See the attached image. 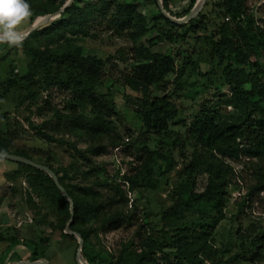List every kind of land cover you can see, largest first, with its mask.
<instances>
[{"label":"rangeland","instance_id":"374dc122","mask_svg":"<svg viewBox=\"0 0 264 264\" xmlns=\"http://www.w3.org/2000/svg\"><path fill=\"white\" fill-rule=\"evenodd\" d=\"M49 1L27 0L32 13ZM76 1L83 8L96 0ZM121 1L133 4L144 16L142 37L117 34L95 13L88 32H71L67 26L49 36L41 29L51 25V19L33 30L38 32L30 42L36 49L77 46L81 56L103 61L92 90L108 101L113 112L102 118L106 129L101 132L91 134L70 124L74 107L87 120L98 114L88 104L77 102L73 87L64 88L53 77L54 65L45 73L31 72L30 81L24 83L20 77L29 72L30 62L24 47L0 44V135L7 141L5 149L13 154L23 150L31 160L50 167L75 197L82 198L80 188L90 186L100 191L101 201H112L104 216L92 219L88 214L70 228L88 233L86 250L97 264H131L135 253L149 244L155 250L151 262L138 264H189L187 258L195 257L202 264H264V188H258L255 175L264 172V151L250 148L247 141L229 155L210 151L188 132L194 116L203 109L224 116L258 115L251 106L235 103V89L264 106V53L254 56L251 40L226 20L230 16L225 12L226 0H206L192 28L165 22L154 0ZM196 1L169 0V13L183 17ZM244 15L252 19V31L264 35V0H246ZM30 24L31 18L21 27ZM151 53L171 55L176 72L169 73L159 86L132 89L125 75ZM156 96L166 97L176 109V118L159 132L144 129L142 121L141 104ZM192 163L196 168L191 189L202 195L203 207L201 211L192 206L177 225L193 232L199 231L195 223L199 217L216 220L198 242L179 237L183 231L167 225L164 218L178 202L179 185ZM147 165L154 171L155 188L147 180L139 185ZM115 185L125 193L127 200L122 203L114 196ZM116 212L130 215L131 222L121 220L117 228L109 229L106 218ZM70 215L69 202L64 203L43 176L0 159V234L40 245L42 258L49 264H76L77 237L65 231ZM160 242L161 250L155 247ZM1 260L18 262L4 255Z\"/></svg>","mask_w":264,"mask_h":264},{"label":"trees","instance_id":"16d2710c","mask_svg":"<svg viewBox=\"0 0 264 264\" xmlns=\"http://www.w3.org/2000/svg\"><path fill=\"white\" fill-rule=\"evenodd\" d=\"M65 1L66 0H61L59 3H55V0H50L49 5L32 13L31 22L38 15H44L58 10ZM154 1L156 3V0ZM168 1L169 0H162V3L164 8L169 12ZM194 1L195 0H191V2ZM76 3L77 1L74 0L59 17L54 19L51 25L41 30L49 36L53 35L55 31L58 32L61 29L65 30L67 26H70L71 32H88L89 20L95 18L94 14L97 13L96 18L104 20L107 28L114 30L117 34L125 32L129 37L133 38H140L145 34V18L136 11V7L131 3H125L121 0H96L83 8L77 6ZM245 8L246 0H226L225 12L230 15L226 16V20H230V23H233L235 27L238 28L240 34L247 38V40H251L249 43L250 49L254 56H258L260 53H264V35H258L252 31V19L244 15ZM159 16L165 22L172 23L160 10ZM196 22L197 19H192L181 26H189L192 28L193 24ZM242 22H244V26H242ZM36 32L38 31L35 30L31 32L22 44L26 54L30 57V62L28 64L29 72L21 76L20 79L23 80L24 83L29 82L31 79V72L41 70L45 73L47 69L54 65L55 74L53 77L62 84L64 88L73 87V93L75 94L74 98L77 102L79 104H88L98 114L95 119L87 120L83 118L82 115L78 114L76 107H74L71 111L72 118L70 124L85 129L91 134L106 129L105 121L102 118H108L112 114L113 109L109 107L108 101L96 95L92 90L94 83L98 81L101 74L103 61L95 56H81L77 46H74L72 49H52L49 47L44 49L32 48L30 47V42ZM175 66V59L171 55L165 53H151L148 60L137 64L132 73L125 75V81L135 90L141 88L146 89L150 85L156 87L159 86L169 73L176 72ZM182 68L180 72L183 70ZM235 91V103L240 107L251 106L253 110L258 112V115L251 116L249 112H244L240 117L224 116L214 109H203L194 116L188 132L191 137L196 139L197 143L210 151L215 150L229 155L232 152H237L239 145L243 144V141L249 142L250 148H255L258 152L264 151V106L255 101L252 96L243 93L239 88H236ZM141 106L143 127L146 130L159 132L167 127L169 121L176 118V109L166 97H153L147 102L142 103ZM6 142L5 140L3 141L0 135V151L11 153L5 149ZM14 154L30 159L29 154L23 150H19ZM157 157L159 158L160 156L156 155V158ZM151 158L152 161L156 159L154 155H152ZM166 160L168 161L167 165L169 167L170 161L168 159ZM16 163L43 176L51 183L55 193L67 204V201L64 199L53 180L46 173L27 164L20 162ZM192 164H190L189 170L187 171L186 180L179 185L178 202L165 213L164 218L166 219L167 225L173 226V228H180L183 231L179 232V237L184 240L191 239L198 242L206 236L208 228H212L216 220L210 219L207 216L199 217L200 220L195 222L199 231L193 232L186 226L177 225L180 216L182 217L184 212L190 210L192 206L197 205L201 211L203 207L204 200L202 195L193 193L191 189L193 186L192 173L196 168V165ZM145 170L147 174L145 173L146 175L139 185H145L143 182L147 180L146 183H148L151 188H155L154 179L152 177L154 171H152L148 165L144 168V171ZM255 175L256 182L259 185L258 188H264V172L258 171ZM215 177L219 178V173H216ZM210 179L212 185L216 186L215 180L212 179V177ZM58 180L67 190L74 203V217L70 228L81 217H85L88 214L91 215L92 219H97L100 214L104 216V210H109L114 205L110 200L108 202L101 201L100 191L90 186H82L80 188L82 190V198L75 197L74 193L67 188L62 179L58 177ZM133 183H135V180ZM115 195L119 203L127 200L124 191L118 185L114 186V196ZM220 200L221 198L215 203H212L211 207L216 206L217 203L219 204ZM131 218L130 215L116 212L112 214L110 218H106L107 227L109 229L117 228L121 224V220L131 222ZM186 229L187 233H184ZM76 230L84 240L82 247L83 258L88 264H97L95 257L91 256L86 250L88 233L79 228ZM3 241H8L10 243L9 247L20 242L19 239L12 237L8 238L0 234V242ZM147 242L148 244L150 243L149 238L146 239V243ZM203 242L201 241V244ZM24 245L30 250V260L43 257L44 254L40 250V245H36L34 242H24ZM156 245L155 247L157 249L160 248V250L163 247L161 242ZM147 246L148 247H142L140 251L135 253L134 260L131 264H138L144 261L151 262V254L155 250L153 245L149 244ZM187 260L189 264H202V259L200 257L187 258ZM0 264H4L1 259ZM113 264H119V261Z\"/></svg>","mask_w":264,"mask_h":264},{"label":"water","instance_id":"95a60500","mask_svg":"<svg viewBox=\"0 0 264 264\" xmlns=\"http://www.w3.org/2000/svg\"><path fill=\"white\" fill-rule=\"evenodd\" d=\"M206 0H200L198 2V0L196 1L194 7L189 10V12H187L183 17L177 18L172 16L163 6L162 0H156L157 6L159 8V10L161 11V13L168 19L170 20L172 23L175 24H184L189 22L190 20L194 19L197 14L200 12V10L202 9L204 3ZM74 2V0H67L58 10L51 12V13H47L41 16L36 17L31 24L26 28V38L28 37V35L34 30L39 28L41 25H43L44 23L48 22L51 19H55L57 17H59L64 10L69 7L72 3ZM2 152V151H0ZM2 153H6V152H2ZM3 159H7V160H11L14 162H20L23 164H27L31 167H34L36 169H39L41 171H43L44 173H46L55 183L56 187L60 190V192L62 193V195L64 196V198L69 202V209H70V219L66 225L65 231L71 235H74L77 237V249H76V264H88L87 261L83 258L82 256V247L84 244V240L82 238V236L75 231H72L70 229V226L73 222V217H74V203L72 198L70 197V195L68 194L67 190L62 186V184L59 182L57 175L54 173V171L48 167L47 165H44L42 163H38L35 162L29 158H26L24 156H20V155H16V154H12V153H6V156ZM19 264H49V262L45 259V258H37L34 260H30V261H23V262H18Z\"/></svg>","mask_w":264,"mask_h":264},{"label":"clouds","instance_id":"9594fccd","mask_svg":"<svg viewBox=\"0 0 264 264\" xmlns=\"http://www.w3.org/2000/svg\"><path fill=\"white\" fill-rule=\"evenodd\" d=\"M27 0H0V44L21 47L26 39V29L21 26L32 17ZM6 153L0 152V159Z\"/></svg>","mask_w":264,"mask_h":264},{"label":"crops","instance_id":"0c3cea01","mask_svg":"<svg viewBox=\"0 0 264 264\" xmlns=\"http://www.w3.org/2000/svg\"><path fill=\"white\" fill-rule=\"evenodd\" d=\"M8 241L0 242V250L2 249V252L0 254V259L4 255L5 257L10 256V260H16L18 262L26 261V258L30 256V250L27 246L24 245V242L20 240L19 243L14 244L13 246L9 247ZM5 264V262H4ZM7 264H18L17 262H8Z\"/></svg>","mask_w":264,"mask_h":264},{"label":"bare ground","instance_id":"6f19581e","mask_svg":"<svg viewBox=\"0 0 264 264\" xmlns=\"http://www.w3.org/2000/svg\"><path fill=\"white\" fill-rule=\"evenodd\" d=\"M200 0H198V2H199ZM18 263V262H17ZM19 264V263H18Z\"/></svg>","mask_w":264,"mask_h":264}]
</instances>
